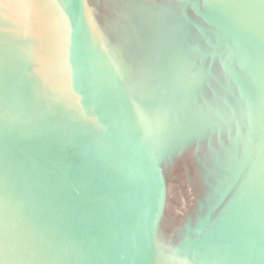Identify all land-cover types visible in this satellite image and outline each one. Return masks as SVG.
Returning a JSON list of instances; mask_svg holds the SVG:
<instances>
[{
  "label": "water",
  "instance_id": "obj_1",
  "mask_svg": "<svg viewBox=\"0 0 264 264\" xmlns=\"http://www.w3.org/2000/svg\"><path fill=\"white\" fill-rule=\"evenodd\" d=\"M0 264H264V0H0Z\"/></svg>",
  "mask_w": 264,
  "mask_h": 264
}]
</instances>
